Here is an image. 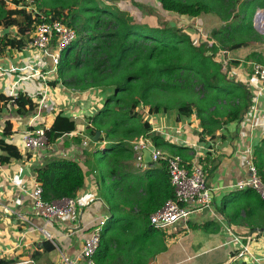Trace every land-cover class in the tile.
I'll return each instance as SVG.
<instances>
[{
  "label": "trees",
  "instance_id": "1",
  "mask_svg": "<svg viewBox=\"0 0 264 264\" xmlns=\"http://www.w3.org/2000/svg\"><path fill=\"white\" fill-rule=\"evenodd\" d=\"M158 1L166 8L178 7L182 13L206 8L221 22L209 32L214 43L196 45L188 33L173 25L155 28L139 24L128 12L104 0H0V27L14 26L27 37L35 23L61 21L73 28L77 39L61 53L57 82L77 92L106 93L101 109L88 119L87 126L92 137L100 132L97 143H105L88 155L98 173L109 215L93 256L95 264H117L121 254L122 264H147L164 250L163 236L152 228L149 216L173 198L166 162L151 163L144 174H135L129 165L133 159L131 142L145 135L155 149L168 151L171 156L183 158V162L190 156L185 147L150 134L144 113L174 111L176 121L195 114L200 124L199 139L205 141L206 137L214 139L216 130L224 125L241 120L252 102L248 88L228 78L227 71L236 68L238 62L230 60L224 71L217 58L221 52L229 56L238 48L262 42L264 37L254 27V17L257 10L264 9V0ZM8 5L16 8L8 9ZM134 5L147 12L143 6ZM31 6L36 9L34 15L27 10ZM8 45L25 47L23 41L14 39ZM250 58L259 57L252 53ZM3 99L13 102L18 115L37 108L25 94L9 99L0 96ZM63 122L62 128L45 130L49 144L74 129L73 123ZM254 156V165L264 182V140ZM11 158H20L17 148L0 141V163ZM34 174L42 186L43 200L48 202L74 198L84 185L78 162L65 158L48 159L34 169ZM135 225L140 227L136 232L139 235L123 238L124 232ZM43 245L46 253L54 249L46 242ZM15 263L0 259V264Z\"/></svg>",
  "mask_w": 264,
  "mask_h": 264
},
{
  "label": "crops",
  "instance_id": "2",
  "mask_svg": "<svg viewBox=\"0 0 264 264\" xmlns=\"http://www.w3.org/2000/svg\"><path fill=\"white\" fill-rule=\"evenodd\" d=\"M145 1L117 0L115 3L127 12L140 10L134 4ZM7 8L16 7L8 5ZM27 10L35 14L34 6ZM208 21L213 22L209 29L221 25L214 16ZM207 31L205 36L209 35ZM32 32L27 37L14 26L0 27V96L9 99L21 93L37 105L34 111L18 115L12 101L0 100V141L15 146L20 154L18 159L0 163V259L13 260L15 264H63L62 256L67 260L79 256L83 240L92 228L100 220H106L105 224L109 220L98 173L88 158L105 143H97L101 134L94 139L95 135L92 137L87 129L88 119L101 109L106 93L77 92L58 83L57 67L50 56L27 47ZM13 39L23 41L25 47L9 46L8 42ZM263 45L253 43L229 53V59L239 64L236 68L242 84L247 79L244 75H248L246 65L256 61V57L249 59L248 52L261 58L264 64ZM247 88L252 102L245 115L216 130L212 140L206 137L200 141V124L195 114L179 121L174 111L144 117L150 124V134L188 150L190 159L184 162L200 163L207 173L212 197L210 209L193 213L187 221L177 223L165 233L159 232L164 250L147 264H264V202L251 190L238 192L232 188L237 181L247 178L246 160H254V151L264 140V90H259L256 84ZM61 120L73 123L74 129L35 152L22 148L20 135L26 129L62 128L65 122L60 123ZM84 140L94 143L85 147ZM149 143L147 148L154 146L150 138ZM54 157L78 162L84 173V185L75 197L88 199L90 196L94 200L73 217L46 222L35 216L28 193L36 182L34 169ZM130 165L135 174L142 175L149 169V163L144 160L143 165L137 163L134 153ZM137 226L124 232L123 238L139 235ZM44 232L50 235L49 239ZM45 242L54 249L46 253ZM123 255L118 256L117 264L123 263Z\"/></svg>",
  "mask_w": 264,
  "mask_h": 264
},
{
  "label": "built area",
  "instance_id": "3",
  "mask_svg": "<svg viewBox=\"0 0 264 264\" xmlns=\"http://www.w3.org/2000/svg\"><path fill=\"white\" fill-rule=\"evenodd\" d=\"M257 10L254 17V27L257 31L264 34V12ZM191 38L198 45L204 42L203 35ZM77 39L76 31L61 21L35 23L33 32L27 43V47L35 49L44 54H48L54 66H58L61 53ZM212 44V43H210ZM227 57H224V56ZM221 62L223 70H226L227 63L230 61L228 53L221 52ZM233 68L227 71L228 78ZM257 80L259 90H264V68L256 66L252 74L248 77ZM235 80V79H234ZM237 81V80H235ZM45 128L26 129L20 135L22 148L28 152H35L49 145ZM88 142H84L86 145ZM149 138L145 135L135 138L132 142V151L138 164L143 165V151L149 145ZM160 160L166 162V169L169 177L170 186L173 190V198L166 200L163 206L149 216V223L152 228L167 232L179 222H185L196 212L210 209L212 206L211 188L208 185L207 173L199 162L187 164L178 156H171L158 149L151 153V163ZM248 176L237 181L232 188L238 192L251 190L264 200V182L260 179L253 159L246 160ZM42 186L34 182L32 190L28 193L35 210V216L44 219L46 222L63 220L76 215L77 211L83 209L94 199L88 196L83 198H61L51 202L43 200ZM106 207V205L104 204ZM106 220H100L90 234L83 240L79 256L67 260L62 256L63 264H95L93 256L100 244L101 230ZM49 239L50 235L44 232ZM243 252L238 256L242 257Z\"/></svg>",
  "mask_w": 264,
  "mask_h": 264
},
{
  "label": "rangeland",
  "instance_id": "4",
  "mask_svg": "<svg viewBox=\"0 0 264 264\" xmlns=\"http://www.w3.org/2000/svg\"><path fill=\"white\" fill-rule=\"evenodd\" d=\"M104 1L108 5H113V4L115 6L117 5V3H115V2H117V0H104ZM140 5L143 6V9L146 8L147 12L150 11V13H147L145 11L135 10V9H131V11H129L127 9L128 10L127 12L129 13L130 17H132L137 23L146 24L148 26L155 27V28L156 27L157 28L169 27V26L173 25L174 28H178V29L181 28L185 33H188L191 38H193V36H195L194 38H197V36H200V33H201L203 35L204 40H205L204 42H207V40H209L212 43H214L213 40L211 38H209L210 36L208 37V36H205V34H204L205 33L204 31L208 30L207 32L209 34V32L212 29H214V28L209 29V26H213L212 25L213 22L208 21V19L210 17H212V15L208 12V10L206 8L199 7L193 13H182V12H180L182 9H180L176 6H173V5H169L170 7H168V8H166L163 5L164 8L166 9L165 10L163 8L161 2H159L158 0H147V2L146 1L142 2V3H140ZM34 9H35V7H34ZM200 12H202L200 15H198L197 17H193V16H195L194 13H200ZM34 13L35 14L37 13L36 9H35ZM198 17H201V18L198 19ZM216 19H217V21H219L218 18H216ZM215 29H217V28H215ZM261 34L264 35L263 33H261ZM260 43L264 44V39ZM252 44L253 43H250L249 45H252ZM261 51H262V54H264V45H263V48ZM251 54H252V52H248V57ZM230 58H231V56H230ZM221 59H222V56L220 53L217 60L221 61ZM240 64H243V63H240ZM256 66H260L261 68H264V64H262L260 58H257L256 61L254 60V62H250L248 65H246L245 70L248 72V75L252 74V72ZM239 75H240V72L237 70V68H233V70L229 74L230 77H233L237 81H239V79H240ZM248 75L247 76L244 75V77L247 79L242 81L246 87L254 86V84H258L257 80H255V79L253 80V77L249 79ZM145 116H146V113H144V117ZM84 142H88V143L86 145H84ZM93 143L88 141V140H84L83 146L86 147V146H89L90 144H93ZM134 158H135V155H134ZM129 165H130V163H129ZM131 165H130V169H131Z\"/></svg>",
  "mask_w": 264,
  "mask_h": 264
},
{
  "label": "water",
  "instance_id": "5",
  "mask_svg": "<svg viewBox=\"0 0 264 264\" xmlns=\"http://www.w3.org/2000/svg\"><path fill=\"white\" fill-rule=\"evenodd\" d=\"M262 12H264V10H262ZM100 135V132H96L95 133V137L94 139H97L98 136ZM154 150V146H150L148 147L146 150L143 151V160L148 164L151 163V157H150V154L151 152H153ZM23 264H32V263H23Z\"/></svg>",
  "mask_w": 264,
  "mask_h": 264
}]
</instances>
